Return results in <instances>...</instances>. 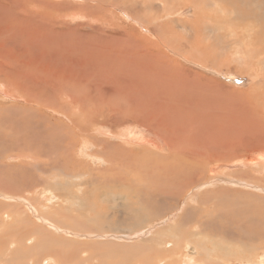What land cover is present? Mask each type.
Here are the masks:
<instances>
[{
    "label": "rangeland",
    "instance_id": "374dc122",
    "mask_svg": "<svg viewBox=\"0 0 264 264\" xmlns=\"http://www.w3.org/2000/svg\"><path fill=\"white\" fill-rule=\"evenodd\" d=\"M220 1L0 0V264H251L257 258L245 249L250 242L233 243L225 233L232 225L253 228L251 241L264 242V182L233 175L251 166L264 176V29ZM251 5L264 14V1ZM186 75L195 88L169 87ZM118 108L139 110L152 125L117 126ZM220 111L228 115L221 132L222 122L212 117ZM238 118L249 124L246 130L239 131ZM129 128L145 135L151 152L115 136ZM164 139L194 145L209 160L212 151L226 158L207 160L214 173L203 169L199 181L191 173L190 187L189 180L178 187L182 174L160 184L148 164L169 155ZM180 153L169 162L181 161ZM237 190L263 200L246 194L239 200ZM211 220L219 226L209 227ZM240 250L246 261L235 259Z\"/></svg>",
    "mask_w": 264,
    "mask_h": 264
},
{
    "label": "bare ground",
    "instance_id": "6f19581e",
    "mask_svg": "<svg viewBox=\"0 0 264 264\" xmlns=\"http://www.w3.org/2000/svg\"><path fill=\"white\" fill-rule=\"evenodd\" d=\"M6 1V0H5ZM222 1V0H221ZM220 1V2H221ZM264 0H224V1H222V3H226V5H228L227 6V8L228 7H230L231 9H232V7L234 8V9H237V11H240V13H242V15L244 16V15H248V19H256L257 21V23H258V25L260 24L262 27H263V29H264V14L263 13H261V11L260 10H255V8H253V9H251V7H249V4L251 5V4H257V8H259L258 7V5L261 3V2H263ZM13 3V2H12ZM8 4V3H7ZM262 5H263V3H262ZM252 6V5H251ZM6 7V6H5ZM124 7V6H123ZM253 7H254V5H253ZM15 8V7H14ZM16 8H18L17 6H16ZM197 10V9H196ZM17 11V10H16ZM263 12V11H262ZM17 14V13H16ZM46 14V13H45ZM220 14V13H219ZM235 15V14H234ZM43 16V15H42ZM233 16V15H232ZM229 17V16H228ZM247 17V16H246ZM245 17V18H246ZM43 18H44V16H43ZM65 18V17H64ZM218 18V17H217ZM230 18V17H229ZM229 18H228V20H229ZM232 18V17H231ZM41 19V18H40ZM226 19V18H225ZM254 19H253V21H254ZM158 20V19H157ZM232 20H233V18H232ZM170 21V20H169ZM191 21V20H190ZM252 21V20H251ZM244 23V22H243ZM240 24V23H239ZM247 24H249V23H247ZM255 24V23H254ZM258 25H257V27H258ZM248 26V25H247ZM249 26H250V24H249ZM248 26V27H249ZM241 27V26H240ZM247 27V28H248ZM245 30V29H244ZM249 30V29H248ZM256 30V29H255ZM260 30V29H259ZM52 31V30H51ZM199 32V31H198ZM205 32V31H204ZM207 32V31H206ZM257 32V31H256ZM201 33V32H200ZM243 34H244V32H243ZM262 35L261 36H259L260 34H256L257 36H259L262 40L264 39V32L263 33H261ZM243 36V35H242ZM123 37V36H122ZM204 38V37H203ZM121 40V39H120ZM184 41V40H183ZM188 41V40H187ZM256 45V44H255ZM55 48V47H54ZM94 49V48H93ZM137 49V48H136ZM262 49V48H261ZM259 50V49H258ZM262 50H264V49H262ZM242 51V50H241ZM134 52V51H133ZM136 53V52H135ZM260 53V52H259ZM13 54V53H12ZM134 54V53H133ZM206 54H207V52H206ZM112 55H114V54H112ZM111 55V56H112ZM132 55V54H131ZM143 55V54H142ZM132 56H134V55H132ZM131 56V57H132ZM88 57V56H87ZM262 57H263V54H262ZM13 58V57H12ZM261 58V56L259 57V59ZM257 59V58H256ZM87 60V59H86ZM85 60V61H86ZM207 61V60H206ZM262 62V61H261ZM79 63V62H78ZM137 63H139V62H137ZM149 63H152V62H149ZM77 64V63H76ZM82 64V63H81ZM128 64V63H127ZM7 65H9V64H7ZM130 65V64H129ZM140 65V64H139ZM149 65V64H148ZM134 66V65H133ZM150 66V65H149ZM158 66V65H157ZM89 67V66H88ZM135 67V66H134ZM154 67H155V65H154ZM138 68H139V66H138ZM146 68H147V66H146ZM156 68V67H155ZM158 69H159V67H157ZM160 68H161V66H160ZM168 68V67H167ZM180 68V67H179ZM164 69H165V67H164ZM169 69V68H168ZM178 69V68H177ZM180 69H182V68H180ZM82 70V69H81ZM142 69H140V71H141ZM151 70V68L148 70V71H150ZM162 70V69H161ZM136 71V70H135ZM139 71V72H140ZM147 70L145 71V72H148ZM155 71V70H154ZM163 71V70H162ZM169 71V70H168ZM170 72V71H169ZM181 72H183V71H181ZM141 73H143L142 71H141ZM141 73H140V75H141ZM166 73V72H165ZM173 73H175V72H173ZM30 74V73H29ZM89 74V73H88ZM143 74H145V73H143ZM149 74V73H148ZM147 74V75H148ZM161 74H163V72L161 73ZM172 74V73H171ZM179 74V73H178ZM194 74V73H193ZM193 74H189V75H193ZM150 75V74H149ZM148 75V76H149ZM188 75V74H187ZM186 75V77H181L182 79H183V81L180 79V78H178V81H175V82H171L170 83V86H169V84H168V86L169 87H175L176 86V84L178 85V88H176L177 90L180 88V91H182L184 88H185V85H184V83H187L188 84V88H195V83L193 82V81H190V80H193V79H189L188 78V76ZM23 76V75H22ZM29 76V75H28ZM145 76V75H144ZM165 76V75H164ZM168 76V75H167ZM196 76V75H195ZM140 77V76H139ZM154 77V76H153ZM152 77V78H153ZM159 77H161V76H159ZM135 78V77H134ZM148 78V77H147ZM158 78V77H157ZM191 78V77H190ZM198 78V77H197ZM207 79H208V77H206ZM161 79V78H160ZM166 79H167V77H166ZM174 79V78H173ZM138 80V79H137ZM140 80H142V79H140ZM154 80V79H153ZM164 81V80H163ZM174 81V80H173ZM3 83V82H2ZM167 84V83H166ZM215 84H217V83H215ZM54 85V84H53ZM160 85V84H159ZM202 85H204V84H202ZM146 86H149V85H145L143 88H144V90H145V87ZM206 86V85H205ZM204 86V87H205ZM261 86H262V84H261ZM264 86V85H263ZM140 87V86H139ZM150 87V86H149ZM161 87V86H160ZM10 88V87H9ZM147 88V87H146ZM166 88V87H165ZM148 89V88H147ZM171 89V88H170ZM206 90H207V88H205ZM114 90V89H113ZM136 90V89H135ZM139 90V89H138ZM149 90V89H148ZM213 90V89H212ZM150 91V90H149ZM187 91V90H186ZM204 91V90H203ZM262 91V90H261ZM11 92V91H10ZM128 92V91H127ZM135 92V91H134ZM139 92V91H138ZM137 92V93H138ZM141 92H143V91H141ZM232 92V91H231ZM239 92V91H238ZM23 93V92H22ZM177 93H179V92H177ZM183 93V92H182ZM181 93V94H182ZM186 93V92H185ZM211 93V92H210ZM220 93H222V92H220ZM254 93V92H253ZM128 94V93H127ZM134 94V93H133ZM213 94V93H212ZM216 94V93H215ZM227 94V93H226ZM255 94V93H254ZM18 95V94H17ZM144 95V94H143ZM203 95V94H202ZM209 95V94H208ZM243 95V94H242ZM121 96V95H120ZM136 96V95H135ZM229 96V95H228ZM249 96V95H248ZM57 97V96H56ZM124 97H125V95H124ZM136 97H140L139 95L138 96H136ZM158 97V96H157ZM216 97V96H215ZM120 98V97H119ZM262 98V97H261ZM139 99V98H138ZM214 99V98H213ZM120 100V99H119ZM129 100V99H128ZM140 100V99H139ZM214 100H216V99H214ZM217 101V100H216ZM241 101V100H240ZM259 101H260V99H259ZM47 102V101H46ZM85 102V101H84ZM152 102V101H151ZM263 102V101H262ZM121 103V102H120ZM137 103V102H136ZM135 103V104H136ZM48 104V103H47ZM68 104V103H67ZM115 104V103H114ZM247 104V103H246ZM257 104V103H256ZM43 105V104H42ZM120 105V104H119ZM122 105V104H121ZM129 105V104H128ZM225 104H223V106H224ZM260 105V104H259ZM50 106V105H49ZM52 106V105H51ZM113 106V105H112ZM137 106V105H136ZM214 106H215V103H214ZM230 106V105H229ZM115 107V106H114ZM119 107V106H118ZM247 107V106H246ZM134 108V107H133ZM169 108V107H168ZM218 108V107H217ZM230 108V107H229ZM115 109V108H114ZM119 110H117V111H115V113H116V117H117V119L119 120V124L117 125V126H119V125H122L123 123H125V122H130V121H132V122H138V121H141V122H145V123H148V124H150V125H152V123L149 121V119H150V117L147 115V114H142V112L140 113V111L138 110V114L136 115V114H134L132 111H131V109L130 108H118ZM151 109V108H150ZM157 109V108H156ZM161 109V108H160ZM170 109V108H169ZM142 110V109H141ZM144 110V109H143ZM171 110V109H170ZM257 110V109H256ZM76 111V110H75ZM154 111V110H153ZM248 111V110H247ZM222 111H220L219 113H217L216 115L214 114V113H212V114H214L212 117H215L216 118V122L217 123H219V122H222L221 124H219V129H220V132L221 131H223L222 130V127H223V123H225V122H227L226 121V119H228V115H222V113H221ZM257 112V111H256ZM96 113H97V111H96ZM146 113V112H145ZM261 113V112H260ZM108 114V113H107ZM174 114V113H173ZM242 114H244V115H246V113L245 112H241V114L240 115H242ZM99 115V114H98ZM104 115V114H103ZM256 115V114H255ZM71 116V115H70ZM170 116V115H169ZM251 116V115H250ZM241 117V116H240ZM72 118H74L73 116H72ZM78 118V117H77ZM94 118V117H93ZM100 118V117H99ZM174 118H175V116H174ZM173 118V119H174ZM178 118V117H177ZM186 118V117H185ZM209 118V117H208ZM256 118V117H255ZM82 119V118H81ZM172 119V118H171ZM171 119H169V120H171ZM172 119V120H173ZM251 119H253V118H251ZM256 119H258V117L256 118ZM158 120V119H157ZM167 120H168V118H167ZM190 120V119H189ZM79 121V120H78ZM78 121H76V122H78ZM155 121H156V119H155ZM165 121V120H164ZM179 121V120H178ZM210 121V120H209ZM101 122V121H100ZM157 122V121H156ZM173 122V121H172ZM191 122V121H190ZM189 122V123H190ZM254 122V121H253ZM256 122V121H255ZM12 123V122H11ZM34 123V122H33ZM155 123V122H154ZM158 123V122H157ZM180 124H182V122H179ZM195 123V122H194ZM228 123V122H227ZM230 123V122H229ZM190 124H192V123H190ZM107 125V124H106ZM109 125V124H108ZM125 125H127V124H125ZM155 125V124H154ZM168 124L166 123V126H167ZM248 123L243 119V118H238V122H237V126H238V128H239V131L240 130H242L243 131V129H245L246 130V128L248 127ZM142 126V125H141ZM162 126V125H161ZM172 126V125H171ZM182 126V125H181ZM199 126V125H198ZM122 127V126H121ZM128 127V126H127ZM145 127V129H149L147 126H144ZM176 127V126H175ZM178 127H180V125L178 126ZM194 127V126H193ZM200 127V126H199ZM208 127V126H207ZM228 127V126H227ZM126 128V127H125ZM153 126H151V128H150V130L152 129V131H153ZM158 128L159 129H161L160 128V126H158ZM167 128L168 127H165V128H162V129H166V131L165 132H167ZM206 128V127H205ZM209 128V127H208ZM215 128H217V127H215ZM226 128V127H225ZM237 128V127H236ZM250 128V127H249ZM263 128V127H262ZM172 129V128H171ZM188 129V128H187ZM218 129V128H217ZM251 129V128H250ZM264 129V128H263ZM112 130V129H111ZM136 130V129H135ZM176 130V129H175ZM190 130V129H189ZM201 129H198V131H200ZM207 130V129H206ZM205 129H204V131H206ZM226 130V129H225ZM28 131V130H27ZM152 131H151V133H152ZM202 131V130H201ZM200 131V132H201ZM203 131V132H204ZM236 131V130H235ZM100 132H102V131H100ZM111 132V131H110ZM113 132H114V130H113ZM154 132V131H153ZM182 132V131H181ZM188 132V131H187ZM187 132H186V134H187ZM208 132V131H207ZM246 132V131H245ZM116 134H115V136L116 135H118V136H122V135H124V136H126V140L130 143V144H137L138 146H147V147H145L144 149H142L143 150V153H145L144 151H148L149 150V141L146 139V137H145V135H143V134H138V132H137V134H136V132L133 130V129H130L129 128V130L127 129L124 133H122V132H118V131H116L115 132ZM144 133V132H143ZM161 133H163V132H161ZM169 133V132H168ZM167 133V134H168ZM171 134H172V132H170ZM183 134H184V132H182ZM223 133V132H222ZM225 134L227 133V131L226 132H224ZM232 133V132H231ZM230 133V134H231ZM240 133V132H239ZM164 134V133H163ZM179 134V133H178ZM182 134V135H183ZM205 134V133H204ZM217 134V133H216ZM152 135V134H151ZM164 135H166V133L164 134ZM175 135H176V133H175ZM196 135V134H195ZM229 135V134H228ZM260 135V134H259ZM124 136H122V137H124ZM156 136H158V135H156ZM161 136H162V134H161ZM171 136V135H170ZM185 136V135H184ZM200 136V135H199ZM221 136H222V134H221ZM241 136V135H240ZM239 136V137H240ZM160 137V136H159ZM168 137V136H167ZM172 137V136H171ZM174 137V136H173ZM190 137V136H189ZM198 137V136H197ZM223 137V136H222ZM37 138V137H36ZM91 138V137H90ZM125 138V137H124ZM153 138V137H152ZM158 138V137H157ZM202 138V137H201ZM208 138V137H207ZM210 138V137H209ZM212 138V137H211ZM162 139V138H161ZM172 140H174L173 138H171ZM179 139V138H178ZM192 139V138H191ZM193 139H195V138H193ZM212 139H214V138H212ZM212 139H210V140H212ZM254 139V138H253ZM110 140V139H109ZM123 140V139H122ZM151 140H153V139H151ZM159 140V139H158ZM165 140V139H164ZM164 140H163V142H164ZM172 140H165V144L163 145V146H166V147H170L169 148V151H170V153H169V155L168 156H165V157H163V158H161V159H159V158H156V164H152L151 162V165H149L148 164V169H150L151 170V174L154 176V175H157V176H159V180H158V182L161 184V183H163L164 184V181L165 180H167L168 182L170 181V182H172L175 178H177V177H179L181 174H182V176H181V178L180 179H178V187L179 186H183V187H185L186 185H187V183H188V180L190 181V183L188 184V187H190L192 184H193V182H194V180H190L188 177L190 176V174L191 173H197L198 175H197V177H196V179L199 181L202 177H203V175H200V174H202V171H203V169L205 170V171H207V170H210V172H212V173H214V170L212 169V168H210V169H208L207 167H206V165H205V163H206V161L207 162H209V161H211V160H213L214 158H226V155H224V154H220V155H218V156H215L216 154H214V152L212 151V156H213V159H211V160H209V157L207 156V154H206V156H204L203 154H201L200 152H198L199 151V149H198V151H196L195 150V148H194V145L192 146V148H186L185 146H184V148H183V146H182V144H181V142H178V140L177 141H172ZM188 140V139H187ZM227 140V139H226ZM262 140V139H261ZM36 141V140H35ZM160 141V140H159ZM199 141V140H198ZM216 141V140H215ZM40 142V141H39ZM72 142V141H71ZM186 143V142H185ZM122 144V146H126L124 143H121ZM121 144H119V146H121ZM150 144H151V142H150ZM220 144V143H219ZM219 144H218V146H219ZM54 145V144H53ZM84 145V144H83ZM99 145V144H98ZM128 145V144H127ZM158 145V144H157ZM187 145V144H186ZM159 146V145H158ZM78 147V146H77ZM204 147V146H203ZM211 147H212V145H211ZM173 148H175L176 150H170V149H173ZM81 149H83V148H81ZM107 149V148H106ZM209 149V148H208ZM207 149V150H208ZM212 149H213V147H212ZM239 149V148H238ZM178 150V152H182V153H180V154H182V156H181V161L179 160V161H175L174 159H173V161H172V163L171 162H169V160H170V158L175 154V152ZM206 150V149H205ZM140 151V150H139ZM150 151V150H149ZM153 151H154V149H153ZM204 151V150H203ZM70 152V151H69ZM89 152V151H88ZM130 153H131V150L129 151ZM137 152V151H136ZM151 152V151H150ZM207 152V151H206ZM205 152V153H206ZM217 152V151H216ZM254 152V151H253ZM28 153V152H27ZM160 153V152H159ZM218 153V152H217ZM221 153V152H220ZM62 154V153H61ZM137 154V153H136ZM145 154H147V153H145ZM156 154H158V153H156ZM227 155H229V152H227L226 153ZM257 154V153H256ZM23 155H25V154H23ZM75 155V154H74ZM148 155H150V153L148 154ZM165 155V154H164ZM209 155V154H208ZM27 156V155H26ZM29 156V155H28ZM67 156V155H66ZM107 156V155H106ZM124 156H125V153L122 155V157H123V159H124ZM127 156V155H126ZM134 156V155H133ZM139 157V156H138ZM147 157V156H146ZM109 158V157H108ZM114 158V157H113ZM129 158H130V156H129ZM135 158V157H134ZM249 158V157H248ZM51 159V158H50ZM111 159V158H110ZM122 159V160H123ZM131 159V158H130ZM144 159V158H143ZM150 159V158H149ZM152 159V158H151ZM154 159V158H153ZM152 159V160H153ZM42 160V159H41ZM63 160V159H62ZM172 160V159H171ZM220 160V159H219ZM109 162H110V160H108ZM114 159H111V162H112V164H111V166H110V168L111 167H113V165H114ZM47 162V161H46ZM54 162V161H53ZM62 162V161H61ZM253 162H255V161H253ZM257 162V161H256ZM143 163V162H142ZM147 163V162H146ZM146 163H144V164H146ZM212 163V162H211ZM96 164V163H95ZM139 164V163H138ZM24 165V164H23ZM88 165V164H87ZM134 165H135V162H134ZM90 166V165H89ZM120 166H121V164H120ZM137 166V165H136ZM145 166V165H144ZM225 166V165H224ZM142 167V166H141ZM261 167V166H260ZM59 168V167H58ZM108 168H109V166H108ZM134 169L136 168V167H133ZM132 168V169H133ZM137 168H138V166H137ZM146 170H147V168H145ZM228 169V168H227ZM241 169V168H240ZM71 170V169H70ZM136 170V169H135ZM140 171H141V169H139ZM143 170V169H142ZM51 171V170H50ZM64 171V170H63ZM100 171V170H99ZM131 171V170H130ZM145 171V170H144ZM31 172V171H30ZM70 172V171H69ZM73 172V171H72ZM101 172V171H100ZM41 173V172H40ZM103 173V172H102ZM149 173V172H148ZM45 174V173H44ZM65 174V173H64ZM98 174V173H97ZM108 174V173H107ZM128 174V173H127ZM132 174H134V173H132ZM150 174V173H149ZM150 174V175H151ZM222 174H223V172H222ZM225 174V173H224ZM84 175V174H83ZM99 175V174H98ZM103 175V174H102ZM188 175V176H187ZM204 175H205V173H204ZM233 175H235V176H237V178H243V179H247V180H254V181H256V182H264V176H261V177H256L257 176V174H255L254 173V170H252V167L250 166V167H248V169H241L240 171H237V172H235V173H233ZM59 176V175H58ZM194 176V175H193ZM206 176V175H205ZM195 177V176H194ZM158 178V177H157ZM204 178V177H203ZM206 178V177H205ZM204 178V179H205ZM104 179V178H103ZM135 179V178H134ZM155 180V179H154ZM153 179H152V181H154ZM172 180V181H171ZM66 181V180H65ZM203 181V180H202ZM41 182V181H40ZM197 182V181H196ZM251 182H253V181H251ZM34 183V182H33ZM98 183H99V181H98ZM152 184V183H151ZM171 184V183H170ZM64 185V184H63ZM22 186V185H21ZM42 186V185H41ZM59 186V185H58ZM57 186V187H58ZM154 186H155V184H154ZM167 186V185H166ZM165 186V187H166ZM172 186V185H171ZM252 186H254V185H252ZM64 187H65V185H64ZM152 187V186H151ZM158 187V186H157ZM231 187V186H230ZM259 187V186H258ZM264 187V186H263ZM154 188V187H153ZM260 188V187H259ZM261 188H262V186H261ZM183 189V188H182ZM207 189V188H206ZM164 190V189H163ZM169 190V189H168ZM233 190V189H232ZM236 190V189H235ZM61 191V190H60ZM222 191V190H221ZM63 192V191H62ZM68 192H70V191H68ZM168 192V191H167ZM182 192V191H181ZM220 192V191H219ZM218 193V192H217ZM233 193H234V196H237V198L240 200L241 198H242V200L246 197V196H244L245 194L247 195V196H249V195H255V194H249L248 192H246V191H244V190H242V192H240L239 190H237V191H233ZM110 194V193H109ZM147 194V193H146ZM200 194V193H199ZM231 194V193H230ZM67 195V194H66ZM200 195H202V194H200ZM255 196H257L258 197V199L259 200H261V198H259V196L258 195H255ZM179 197V196H178ZM256 197V198H257ZM230 198V197H229ZM47 199V198H46ZM55 199V198H54ZM60 199V198H59ZM264 199V198H263ZM262 199V200H263ZM118 200V199H117ZM233 200V199H232ZM241 200V202H243ZM256 200V199H255ZM262 200H261V202H262ZM112 201V200H111ZM213 201V200H212ZM84 202H85V200H84ZM245 202V201H244ZM256 202H258V201H256ZM15 203V202H14ZM5 204H7V203H5ZM4 204V205H5ZM160 205V204H159ZM163 205V204H162ZM261 206H262V204H260ZM264 205V204H263ZM16 207V206H15ZM118 207V206H117ZM115 209V208H114ZM264 209V208H263ZM263 209H261V210H263ZM127 210V209H126ZM234 210V209H233ZM16 211V210H15ZM155 211V210H154ZM163 211V210H162ZM251 211V210H250ZM113 212V211H112ZM160 212V211H159ZM222 212V211H221ZM242 212V211H241ZM262 212V211H261ZM123 213V212H122ZM252 213V212H251ZM27 214V213H26ZM160 214V213H159ZM237 214V213H236ZM254 214V213H253ZM255 214H256V212H255ZM156 215V214H155ZM228 215V214H227ZM257 215V214H256ZM259 215V214H258ZM262 215V214H261ZM121 216V215H120ZM223 216V215H222ZM231 216V215H230ZM254 216V215H253ZM84 217V216H83ZM101 217V216H100ZM148 217V216H147ZM156 217V216H155ZM256 217V216H255ZM105 218V217H104ZM124 218V217H123ZM135 218V217H134ZM262 218V217H261ZM263 218H264V216H263ZM262 218V219H263ZM220 219V218H219ZM223 219V218H222ZM261 219V220H262ZM224 220V219H223ZM226 220V219H225ZM234 220H236V219H233V221ZM248 221V220H247ZM255 221H257V220H255ZM106 222H108V221H106ZM222 222V221H221ZM237 222V221H236ZM245 222H246V220H245ZM264 221H262V222H260V223H263ZM206 223H208V222H206ZM206 223H205V227L206 228H208L207 226H206ZM230 223V222H229ZM234 223V222H233ZM241 223V222H240ZM248 223V222H247ZM214 224H217L218 226H219V224L217 223V222H215V221H213V220H211V223L209 224V227L210 226H212V225H214ZM227 224V223H226ZM225 224V225H226ZM255 224V223H254ZM4 225V224H3ZM88 225V224H87ZM223 225H224V223H223ZM231 225V224H230ZM1 226V225H0ZM226 226H228V225H226ZM225 226V227H226ZM250 226V225H249ZM242 227V226H241ZM245 227V226H244ZM253 227V226H252ZM11 228V227H10ZM63 228V227H62ZM215 228H218L217 226L215 227ZM227 228H230V229H228L227 230ZM226 228V233L225 234H227L226 235V237H228V238H230L229 240L230 241H233V243H236L237 241H245V242H250L251 243V245H250V247L249 248H246L245 247V249L248 251V252H250V253H253L254 254V256L255 255H257V258H255V259H253V260H247L248 262H246V263H249V262H251V264L252 263H254V264H262V262H263V260H262V257L264 256V242H261L260 240H258V241H251V239H255L256 240V236H255V232H254V229L253 228H251V231H249V230H246V229H243V228H241V229H238V227H234V225H232L231 227H227ZM239 228H240V226H239ZM255 228V227H254ZM262 227H260V229H261ZM64 229V228H63ZM141 229V228H140ZM219 229V228H218ZM217 229V230H218ZM248 229V228H247ZM250 229V228H249ZM257 229H259V228H257ZM256 229V230H257ZM6 230H7V228H6ZM21 231V230H20ZM83 231V230H82ZM221 231H223V230H221ZM259 231V230H258ZM75 232V231H74ZM257 232V231H256ZM29 233V232H28ZM78 233V232H77ZM81 233V232H80ZM222 233V232H221ZM71 234V233H70ZM74 234V233H73ZM223 234V233H222ZM259 234H261V233H259ZM75 235V234H74ZM80 235H82V234H80ZM85 235V234H84ZM108 235V234H107ZM169 235V234H168ZM258 235V234H257ZM262 235V234H261ZM18 236V235H17ZM116 236V235H115ZM120 236V235H119ZM166 236V235H165ZM219 236V235H218ZM217 236V237H218ZM44 237V236H43ZM168 237V236H167ZM2 238V237H1ZM83 238V237H82ZM170 238V237H169ZM215 238V237H214ZM220 238V237H219ZM224 238V237H223ZM259 238H261V236L259 237ZM211 239H213V238H211ZM258 239V238H257ZM23 240V239H22ZM69 240V239H68ZM216 240V239H215ZM222 240H225V239H222ZM227 240V239H226ZM118 241V240H117ZM178 241V240H177ZM217 241H219V240H217ZM234 241H236V242H234ZM63 242V241H62ZM163 242V241H162ZM165 242V241H164ZM225 242H227V241H225ZM199 243V242H198ZM230 243H232V242H230ZM242 243V242H241ZM107 244V243H106ZM214 244H215V242H214ZM238 244V243H237ZM244 244H246V243H244ZM218 245V244H217ZM224 245V244H223ZM230 245V244H229ZM228 245V246H229ZM85 246V245H84ZM105 246V245H104ZM123 246V245H122ZM213 246V245H212ZM240 246V245H239ZM246 246V245H245ZM66 247V246H65ZM117 247V246H116ZM220 247H222V246H220ZM225 248L227 247V246H224ZM96 248V247H95ZM134 248V247H133ZM236 248V247H235ZM239 248V247H238ZM136 249V248H135ZM134 249V250H135ZM211 249H213V248H211ZM240 249H241V247H240ZM227 250V249H226ZM238 250V249H237ZM243 250H244V248H243ZM60 251V250H59ZM164 251V250H163ZM230 251V250H229ZM233 251V250H232ZM210 252H211V250H210ZM56 253V252H55ZM63 253V252H62ZM69 253V252H68ZM140 253V252H139ZM138 253V254H139ZM154 253V252H153ZM222 253H223V251H222ZM33 254V253H32ZM64 254V253H63ZM97 254V253H96ZM144 254V253H143ZM155 254V253H154ZM227 254V253H226ZM234 254V253H233ZM240 254H243L242 252H241V250H240V253H237L236 255H235V259L237 260H244V261H246L245 259H246V257L244 256V255H240ZM246 254V253H245ZM34 255V254H33ZM38 255V254H37ZM98 255V254H97ZM141 255V254H140ZM153 255V254H152ZM217 255V254H216ZM228 255V254H227ZM27 256V255H26ZM93 256V255H92ZM211 256V255H210ZM74 257V256H73ZM151 257V256H150ZM154 257V255L152 256V258ZM221 257V256H220ZM120 258V257H119ZM186 257H184V259H185ZM222 258V257H221ZM264 258V257H263ZM150 259V258H149ZM225 258H223V260H224ZM66 260V259H65ZM83 260V259H82ZM210 260V259H209ZM213 260H214V258H213ZM216 260V259H215ZM226 260V259H225ZM224 260V261H225ZM75 261V260H74ZM107 261V260H106ZM124 261V260H123ZM129 261H131V260H129ZM232 261V260H231ZM37 262V261H36ZM40 262V261H39ZM66 262V261H65ZM186 263V262H185ZM216 263V262H215ZM225 263V262H224ZM65 264V263H64ZM81 264V263H80ZM161 264V263H160ZM188 264H189V260H188ZM226 264H236V263H233V262H228V263H226Z\"/></svg>",
    "mask_w": 264,
    "mask_h": 264
}]
</instances>
